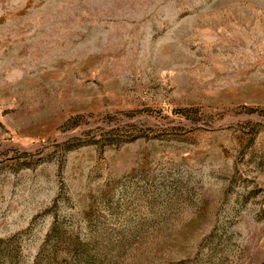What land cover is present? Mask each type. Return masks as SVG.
<instances>
[{"label": "rangeland", "instance_id": "obj_1", "mask_svg": "<svg viewBox=\"0 0 264 264\" xmlns=\"http://www.w3.org/2000/svg\"><path fill=\"white\" fill-rule=\"evenodd\" d=\"M0 264H264V0H0Z\"/></svg>", "mask_w": 264, "mask_h": 264}]
</instances>
